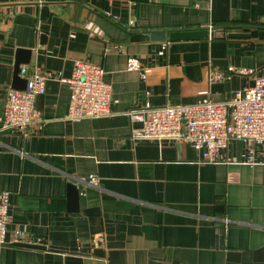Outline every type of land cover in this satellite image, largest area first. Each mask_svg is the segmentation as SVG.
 I'll list each match as a JSON object with an SVG mask.
<instances>
[{
    "label": "crops",
    "instance_id": "1",
    "mask_svg": "<svg viewBox=\"0 0 264 264\" xmlns=\"http://www.w3.org/2000/svg\"><path fill=\"white\" fill-rule=\"evenodd\" d=\"M201 27L213 36L129 40ZM19 54L18 76L46 81L40 124L0 125V264H264L262 149L234 139L211 161L182 141L132 139L141 122L128 114L225 101L264 76V0H0V113ZM75 59L104 68L109 115L66 118Z\"/></svg>",
    "mask_w": 264,
    "mask_h": 264
},
{
    "label": "built area",
    "instance_id": "2",
    "mask_svg": "<svg viewBox=\"0 0 264 264\" xmlns=\"http://www.w3.org/2000/svg\"><path fill=\"white\" fill-rule=\"evenodd\" d=\"M111 2L112 0H108ZM20 74H26L22 66ZM102 65L75 59L71 73L62 79L70 88L66 118L79 121L107 116L111 113L112 85L104 79ZM23 90L10 89L0 113L3 129L26 133L42 121L35 107V98L45 92L46 77L33 71L26 77ZM141 122L132 139L182 141L211 161L219 149H227L231 140L258 145L264 158V76L254 77V83L237 90L225 101L206 100L194 104L153 106L128 112ZM9 191L0 190V247L6 244Z\"/></svg>",
    "mask_w": 264,
    "mask_h": 264
},
{
    "label": "water",
    "instance_id": "3",
    "mask_svg": "<svg viewBox=\"0 0 264 264\" xmlns=\"http://www.w3.org/2000/svg\"><path fill=\"white\" fill-rule=\"evenodd\" d=\"M214 27H201V28H191V29H170V30H151V31H141V32H130L129 40L131 42L135 41H175V40H196L202 38H208V36H213ZM24 53H30V51H23ZM22 56V57H21ZM28 57H23V54H19L15 60L14 65V77H13V89L23 90L26 87L27 79L20 78L18 76L19 65L22 63H27ZM69 195L71 209L70 211L76 210V204L78 199V190L74 184L69 186ZM15 245L21 247H32V248H44L41 245L16 242Z\"/></svg>",
    "mask_w": 264,
    "mask_h": 264
}]
</instances>
